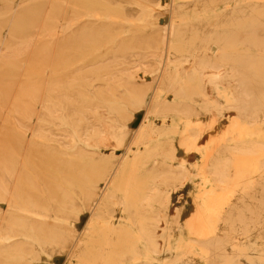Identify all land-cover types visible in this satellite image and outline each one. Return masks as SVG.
<instances>
[{
    "label": "bare ground",
    "instance_id": "6f19581e",
    "mask_svg": "<svg viewBox=\"0 0 264 264\" xmlns=\"http://www.w3.org/2000/svg\"><path fill=\"white\" fill-rule=\"evenodd\" d=\"M231 1L180 0L173 6L182 27L160 29L159 52L168 67L161 71L159 93L180 98L166 103L156 93L145 97L136 132L95 116L80 100L95 65L82 49L92 38L82 25L99 20L98 0L85 1L88 14L77 23L70 19L50 80L37 85L29 122L19 121L17 151L6 142L0 156V264H264V134L249 133L264 127V4L227 7ZM209 10L219 14L209 16ZM211 42L219 46L214 57ZM105 60L116 67L113 77L134 79L130 68L158 71L141 54L113 51ZM219 87L232 101L222 108L239 120L240 139L208 160L205 180L230 199L206 204V214L193 225L201 240L167 258L188 168L175 162L177 125L145 122L150 116L218 113L222 108L210 94ZM116 148L124 151L120 160ZM235 155L260 160L249 185L236 186ZM79 157L90 164L59 184V172Z\"/></svg>",
    "mask_w": 264,
    "mask_h": 264
},
{
    "label": "rangeland",
    "instance_id": "374dc122",
    "mask_svg": "<svg viewBox=\"0 0 264 264\" xmlns=\"http://www.w3.org/2000/svg\"><path fill=\"white\" fill-rule=\"evenodd\" d=\"M85 1L92 3V0H0V156L6 142L10 144L13 153L17 151L19 121L22 119L29 122L37 85L50 80L51 61L58 48L67 43L66 30L70 19L77 23L81 14H88ZM179 1L98 0L99 20H85L82 25L92 35L91 39L83 42L82 49L95 65L87 79L90 82H87L80 99L95 116L108 117L119 125H128L136 132L143 122L141 107L145 97L156 93L166 103L179 100L180 95L176 93H159L161 71L168 67L166 58L163 59L159 52L160 29L165 27L171 32L173 27H182V21L174 18L172 13L173 6ZM260 3L264 4V0H233L227 7L244 9L245 6ZM127 5L133 6V9L127 10ZM222 9L220 7L219 11ZM219 11L209 10L208 15L214 17ZM113 51L130 57H139L141 54L143 58L152 61L158 71L149 74L130 68L127 72H134V79L118 75L113 77L116 67L107 64L105 60ZM208 51L213 57L216 56L219 52L218 44L211 42ZM143 80L146 83H142ZM210 100L215 101L219 108L232 103L223 87L214 90ZM145 123L154 124L158 128L177 125L173 142L175 162L188 168V183L177 196L181 213L172 229L170 252L166 253L167 258H170L171 254H178L187 245L201 240L202 237L194 232L193 225L206 214V204L223 203L230 199L228 194L212 191L209 182L205 180V172L208 160L217 150L226 143L239 142L240 122L231 110L222 108L218 113L200 116H150ZM189 131L192 132L189 134ZM249 133L251 138L263 137L264 127L252 128ZM143 149V145L138 146L140 152ZM104 153L110 162V152L105 150ZM123 155L122 149H115L117 160ZM231 158L237 175L236 186L249 185L260 160L255 155H235ZM75 160L59 172V184L64 182L62 177L74 176L79 168L81 171L91 161L83 157ZM93 162L99 166L101 160L94 157ZM51 170L50 173L56 172V168ZM240 171L243 173L238 175Z\"/></svg>",
    "mask_w": 264,
    "mask_h": 264
}]
</instances>
